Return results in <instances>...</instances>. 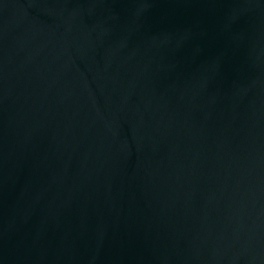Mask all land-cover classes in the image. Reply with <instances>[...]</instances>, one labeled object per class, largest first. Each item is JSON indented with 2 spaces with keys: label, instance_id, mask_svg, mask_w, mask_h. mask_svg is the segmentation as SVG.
<instances>
[{
  "label": "water",
  "instance_id": "95a60500",
  "mask_svg": "<svg viewBox=\"0 0 264 264\" xmlns=\"http://www.w3.org/2000/svg\"><path fill=\"white\" fill-rule=\"evenodd\" d=\"M0 264H264V0H0Z\"/></svg>",
  "mask_w": 264,
  "mask_h": 264
}]
</instances>
